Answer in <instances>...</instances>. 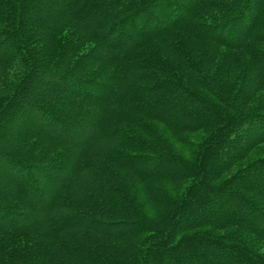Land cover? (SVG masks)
I'll use <instances>...</instances> for the list:
<instances>
[{"label": "trees", "instance_id": "1", "mask_svg": "<svg viewBox=\"0 0 264 264\" xmlns=\"http://www.w3.org/2000/svg\"><path fill=\"white\" fill-rule=\"evenodd\" d=\"M264 0H0V264H264Z\"/></svg>", "mask_w": 264, "mask_h": 264}, {"label": "rangeland", "instance_id": "2", "mask_svg": "<svg viewBox=\"0 0 264 264\" xmlns=\"http://www.w3.org/2000/svg\"><path fill=\"white\" fill-rule=\"evenodd\" d=\"M264 149V148H263ZM263 153H264V150H263Z\"/></svg>", "mask_w": 264, "mask_h": 264}]
</instances>
